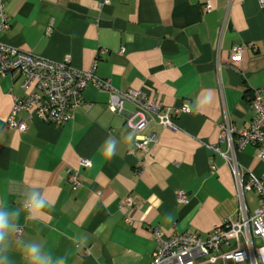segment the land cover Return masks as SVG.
<instances>
[{"label": "crops", "instance_id": "0c3cea01", "mask_svg": "<svg viewBox=\"0 0 264 264\" xmlns=\"http://www.w3.org/2000/svg\"><path fill=\"white\" fill-rule=\"evenodd\" d=\"M4 10L2 43L52 61L67 58L72 67L109 79L122 91L141 89L162 104L161 113L169 110L176 127L149 121L142 131L149 138L147 151L137 149L135 132L125 123L134 108L126 104L122 113L113 112L108 94L88 83L69 122L48 124L21 110L14 120L25 121L27 129L20 132L5 122L13 95L26 92L15 73L0 74V193L4 180L15 177L41 188L53 205L37 220L21 217L22 232L12 236L15 264H25L19 241L40 242L65 264H149L156 248L153 226L166 236L195 232L205 238L225 221L239 220L231 171L206 144L225 152L218 124L227 118L240 132L253 118V90L264 86V5L4 0ZM236 46L241 57L232 59ZM209 92L211 101L201 103ZM182 105L189 112L183 113ZM129 133H134L131 144ZM110 135L118 143L109 159L104 143ZM236 157L245 173H264L256 147L247 145ZM82 158L90 166H81ZM69 170L78 172L76 188L67 180ZM180 191L185 202L177 200ZM245 199L250 212L259 205L254 191ZM9 202L20 203L15 196ZM167 214L174 217L171 222Z\"/></svg>", "mask_w": 264, "mask_h": 264}, {"label": "built area", "instance_id": "2783aa9c", "mask_svg": "<svg viewBox=\"0 0 264 264\" xmlns=\"http://www.w3.org/2000/svg\"><path fill=\"white\" fill-rule=\"evenodd\" d=\"M264 5V0H258ZM210 9L209 4L205 6ZM0 32L7 26L4 10V0H0ZM49 30V28H48ZM242 48H232V59L241 57ZM15 73L20 78V87L26 92L24 96L13 95V106L6 119L8 128L20 132L27 129L25 121H15L14 116L23 110L37 116L48 124L63 125L69 122L74 111L83 103V91L88 83L98 90L108 94L107 107L115 113H122L125 105L130 104L134 110L126 118V126L135 132V146L147 151L149 138L142 131L149 121H154L165 128L176 130L169 116V110L149 97L141 89L129 88L119 90L109 79L95 76L91 71L78 70L69 60L52 61L30 52H25L8 46L0 41V74ZM253 118L242 131L224 118L218 124V139L225 142L227 150L222 152L217 145L206 146L221 155L228 165L236 188L239 220L225 221L220 227L210 231L205 238L198 233L174 232L165 235L156 226L151 227V237L156 242L149 264H214L218 260H229L233 264H264V173L257 176L252 172L245 173L237 160V152L247 145L258 150V159L264 163V86L253 90L250 102ZM183 113L189 112L187 105H182ZM88 159L82 158L80 165L90 166ZM66 177L73 188L79 185L78 172L67 171ZM256 192L258 206L253 211L248 210L245 194ZM179 202H185L184 191L177 194ZM130 205V199L125 200ZM22 227H18L19 236ZM256 239H261L256 243ZM227 248L221 252V247Z\"/></svg>", "mask_w": 264, "mask_h": 264}, {"label": "clouds", "instance_id": "9594fccd", "mask_svg": "<svg viewBox=\"0 0 264 264\" xmlns=\"http://www.w3.org/2000/svg\"><path fill=\"white\" fill-rule=\"evenodd\" d=\"M212 94L205 97L201 103H208ZM134 133H129L126 140L131 144ZM117 139L109 136L104 143V155L109 159L116 154ZM18 197L19 206H13L9 197ZM52 203L45 192L34 185H28L23 180L8 177L3 182V192L0 193V264H15L12 252V236L18 231L22 216L37 220L45 215L46 209H51ZM165 219L171 222L174 217L167 214ZM83 243V240L80 241ZM25 264H65V258L54 256L44 244L36 241H19L17 244Z\"/></svg>", "mask_w": 264, "mask_h": 264}]
</instances>
